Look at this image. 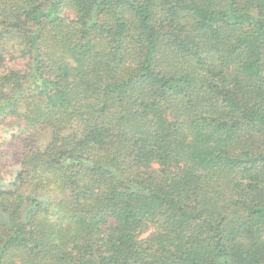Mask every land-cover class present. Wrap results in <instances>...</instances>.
<instances>
[{"label":"trees","instance_id":"obj_1","mask_svg":"<svg viewBox=\"0 0 264 264\" xmlns=\"http://www.w3.org/2000/svg\"><path fill=\"white\" fill-rule=\"evenodd\" d=\"M2 129L0 264H264V0H0Z\"/></svg>","mask_w":264,"mask_h":264},{"label":"rangeland","instance_id":"obj_2","mask_svg":"<svg viewBox=\"0 0 264 264\" xmlns=\"http://www.w3.org/2000/svg\"><path fill=\"white\" fill-rule=\"evenodd\" d=\"M45 135L47 136V133ZM18 160L19 151L16 143L4 129L0 130V168L3 171L4 180L9 182L14 179L18 170Z\"/></svg>","mask_w":264,"mask_h":264}]
</instances>
